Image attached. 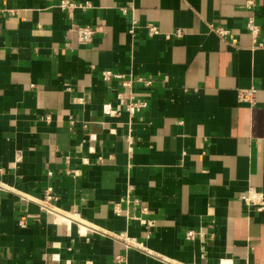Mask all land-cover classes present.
Returning <instances> with one entry per match:
<instances>
[{
	"label": "crops",
	"instance_id": "1",
	"mask_svg": "<svg viewBox=\"0 0 264 264\" xmlns=\"http://www.w3.org/2000/svg\"><path fill=\"white\" fill-rule=\"evenodd\" d=\"M59 1L0 0V264H264V211L240 199L264 192V46L247 29L254 16L264 44V0H73L72 17ZM104 70L153 78L132 88L148 107L130 116ZM50 186L101 231L20 195Z\"/></svg>",
	"mask_w": 264,
	"mask_h": 264
},
{
	"label": "built area",
	"instance_id": "2",
	"mask_svg": "<svg viewBox=\"0 0 264 264\" xmlns=\"http://www.w3.org/2000/svg\"><path fill=\"white\" fill-rule=\"evenodd\" d=\"M57 7H59L62 10H65L69 13V16L72 17V12L75 8H81L84 9L86 7V4H80L76 3L73 0H60L57 4ZM212 29L222 38H226L227 36H230L232 39V42H236V39L233 37L232 33L229 29L224 27H215L211 26ZM147 28L149 30L150 35H155L159 33L158 27L153 23H148ZM247 29L249 30L250 34L253 36L254 42L258 44V46H264L263 42H258L257 38L260 33V27L256 23L255 17L250 16L247 20ZM135 31V25L132 26L130 32L134 33ZM181 30H177L176 34L181 35ZM68 34L69 35H75L77 39V43L80 45H89L93 42L96 34L97 29L90 25V24H77L76 22H71L68 27ZM70 38V37H69ZM67 45L70 44V39L66 42ZM102 77L105 81H110L112 79H118L121 80L122 86L126 89H129L130 91L125 97L124 102V110L130 115L133 116L137 113L142 112L144 109L148 107V100L142 97H139L132 91V88L136 82L143 83L145 86H151L154 83L153 78H146L143 76H137L133 77L131 74L129 76L113 72L111 70H104L102 71ZM238 98L242 102H248L250 104H256L257 102V89L256 88H242L239 89ZM74 123V120H71V124ZM132 141V140H131ZM130 141V142H131ZM19 159H21V155L18 156ZM132 186L130 185V188ZM20 194V193H18ZM21 196L25 197L27 200H32L36 202L40 209L46 212L48 215L51 216L52 220L56 224H73L78 225L82 224L85 226V231L87 230H95V231H101L100 226L95 224L92 220L84 219L82 216H80L79 213L75 211H67L62 208H60L56 202L58 200V196L54 192V189L52 186L47 187L45 190V194L42 198H35V197H29L24 194H20ZM131 197L128 196L127 201H131ZM240 199L243 201V203L246 205V207L249 210H255L257 212L264 211V192L261 190H258L256 188L250 187L244 190L240 194ZM132 201L136 204H140V200L137 198H132ZM142 213L143 214H149V210L147 207H142ZM115 211L117 214H121L122 208L120 207V204L115 205ZM25 218H22L21 224L24 225ZM155 225V221L153 219H147L145 222V227L147 231V236L151 235V229ZM200 232H197L196 230H188L186 233V237L188 239H193L196 236L199 235ZM127 247L130 246H136L143 248L141 243L138 241H133L129 239H125ZM168 261V260H167ZM116 263L117 264H127V259L123 255H117L116 256ZM173 264H185V263H175Z\"/></svg>",
	"mask_w": 264,
	"mask_h": 264
},
{
	"label": "bare ground",
	"instance_id": "3",
	"mask_svg": "<svg viewBox=\"0 0 264 264\" xmlns=\"http://www.w3.org/2000/svg\"><path fill=\"white\" fill-rule=\"evenodd\" d=\"M231 262V261H230ZM232 263V262H231ZM224 264V263H223Z\"/></svg>",
	"mask_w": 264,
	"mask_h": 264
}]
</instances>
